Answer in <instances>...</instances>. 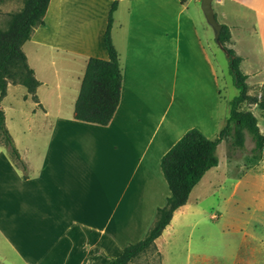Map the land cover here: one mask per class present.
I'll return each mask as SVG.
<instances>
[{
    "label": "crops",
    "instance_id": "obj_1",
    "mask_svg": "<svg viewBox=\"0 0 264 264\" xmlns=\"http://www.w3.org/2000/svg\"><path fill=\"white\" fill-rule=\"evenodd\" d=\"M113 1L49 0L22 44L39 84L35 98L21 85L30 125L9 132L25 171L0 158V264H106L165 204L162 155L191 127L216 137L227 118L200 0H117L119 104L106 125L74 118L88 58H108ZM212 4L248 88L264 85V0ZM190 195L154 240L160 264H264V224L220 226Z\"/></svg>",
    "mask_w": 264,
    "mask_h": 264
},
{
    "label": "trees",
    "instance_id": "obj_2",
    "mask_svg": "<svg viewBox=\"0 0 264 264\" xmlns=\"http://www.w3.org/2000/svg\"><path fill=\"white\" fill-rule=\"evenodd\" d=\"M8 0H0L4 2ZM49 0H21L20 9L10 12L5 28H0V101L6 95L7 85L20 84L35 98L39 81L28 65L22 44L30 37L32 29L43 24ZM114 0L107 18L103 35L107 59L89 57L80 82L79 92L74 102L73 116L77 120L106 125L113 117L120 101L122 73L118 53L111 37L112 14L116 8ZM220 40L233 58H229V69L233 75L237 95L229 102L226 123L214 138L207 137L196 127L187 129L162 155L160 167L170 194L165 204L158 207L155 218L145 235L134 243L127 244L122 252L110 258L106 264H129L148 250H156L154 240L162 233L172 218L173 212L185 204L190 191L200 181L207 170L218 165L217 147L227 136L231 145L244 146L246 134L253 141L251 157L264 160V134L260 131L256 116L249 110L239 109L240 103L249 99L247 74L240 68L241 57L226 45L229 30L221 24ZM264 115V101H256ZM232 123V129L230 128ZM0 133L4 145L14 164L25 171L26 167L5 125L4 111L0 106ZM24 176V174H23Z\"/></svg>",
    "mask_w": 264,
    "mask_h": 264
},
{
    "label": "rangeland",
    "instance_id": "obj_3",
    "mask_svg": "<svg viewBox=\"0 0 264 264\" xmlns=\"http://www.w3.org/2000/svg\"><path fill=\"white\" fill-rule=\"evenodd\" d=\"M21 5V0L0 2V28L6 27L9 13L20 9ZM208 27L213 35L211 27ZM209 42L207 46L217 71L223 100L222 114L228 117L229 102L227 101L237 95L239 90L234 85L233 75L229 69V58L217 46L214 38ZM248 89L250 98L240 103L239 109L251 111L257 118L260 131L264 134V115L256 103L259 100L264 101V85L252 84ZM23 92L25 88L21 85H12L0 102L5 114L6 126L11 135L18 140L20 129L30 125L27 115L22 112L28 110V103L23 102L21 98ZM226 120L227 118H223V125ZM232 125L230 123L231 129ZM252 146L253 141L248 134L241 148L231 145L230 136L224 138L217 147L218 165L207 170L192 188L191 201L195 195L198 197L195 204L206 210L208 215H213L211 222L220 226H230L229 228L240 223L264 224V160L251 157ZM0 158L11 160L1 133ZM235 233L229 231L225 237L226 241L235 240ZM129 264H160V258L156 251L148 250Z\"/></svg>",
    "mask_w": 264,
    "mask_h": 264
},
{
    "label": "water",
    "instance_id": "obj_4",
    "mask_svg": "<svg viewBox=\"0 0 264 264\" xmlns=\"http://www.w3.org/2000/svg\"><path fill=\"white\" fill-rule=\"evenodd\" d=\"M200 8L204 15V18L207 24L211 27L213 31V38L217 46L225 53L226 57L233 58V56L229 53L227 48L220 40V32H221V23L216 19L214 14L212 0H200Z\"/></svg>",
    "mask_w": 264,
    "mask_h": 264
},
{
    "label": "built area",
    "instance_id": "obj_5",
    "mask_svg": "<svg viewBox=\"0 0 264 264\" xmlns=\"http://www.w3.org/2000/svg\"><path fill=\"white\" fill-rule=\"evenodd\" d=\"M183 1V0H182Z\"/></svg>",
    "mask_w": 264,
    "mask_h": 264
}]
</instances>
